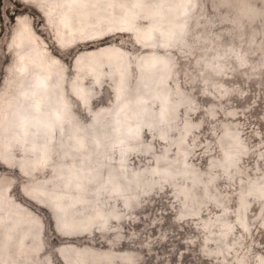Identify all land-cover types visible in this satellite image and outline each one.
<instances>
[{
  "label": "rangeland",
  "instance_id": "obj_1",
  "mask_svg": "<svg viewBox=\"0 0 264 264\" xmlns=\"http://www.w3.org/2000/svg\"><path fill=\"white\" fill-rule=\"evenodd\" d=\"M137 1L114 0V16L136 12ZM140 1L151 6L161 4L167 20H158V13L151 18L140 15L128 25L123 23L122 30L113 22L100 38L61 47L41 5L30 0H2L0 94L5 96L12 90L10 84L19 79L14 35L19 17H23L47 43L49 53L60 60L70 113L64 126L57 124L55 128L57 141L63 137L61 155L56 157L49 149L59 163L61 176L52 174L51 168L32 172L30 178L18 170L20 161L37 158L32 145L43 144L46 135L32 130L25 134L17 121L7 130L0 122V145L7 146L6 154L16 161L8 166L5 159L9 157L0 155V162L16 172L15 176L0 178V189L2 180L9 181L11 198L22 205L26 221L29 214L38 220L31 223L36 226L30 227L25 239L27 245L38 246L31 254L17 251L20 233L13 232L8 239L6 227L0 224V264H56L54 253L63 264H70L77 250L86 254L88 264H255L253 256H264L261 69L254 66L234 71L233 61L222 59L225 50L219 49L203 68L194 60L181 81L174 70L175 57L156 51L157 44L168 43L167 36L159 38L157 33L154 41L145 45L140 43L139 32L152 25L166 34L177 30L189 6L186 4V12L174 22L170 20L173 11L166 8L179 0ZM40 43L43 45L41 39ZM106 49L113 53L109 55ZM91 51L99 61L94 64L102 72L98 82L88 71L75 69L76 58L84 54L83 60L88 61ZM147 55L160 57L159 65L144 68L142 62ZM117 60L125 68L121 96H117ZM213 66L216 74L209 76L208 69ZM75 83L91 93L88 108L81 105ZM204 99L209 102L203 103ZM125 101L129 105L120 109ZM124 109H128L130 118L123 115ZM96 113L104 114L100 123L93 120ZM128 122L139 128L135 140L126 137ZM76 133L89 143L93 139L112 142L106 143L101 153L93 148L88 166L81 162L80 154L79 158L74 155L80 173L75 177L80 181L79 195L67 182L71 177L68 162L75 150V146H68ZM122 133L125 141L115 144L113 141H118ZM248 159L252 163L243 168L237 163ZM170 161L173 173L165 169ZM30 182L51 184L56 191L70 188L80 202L68 205L67 218L74 222L91 218L92 222L81 234L63 235L71 224L64 226L50 208L29 198L25 188Z\"/></svg>",
  "mask_w": 264,
  "mask_h": 264
},
{
  "label": "bare ground",
  "instance_id": "obj_2",
  "mask_svg": "<svg viewBox=\"0 0 264 264\" xmlns=\"http://www.w3.org/2000/svg\"><path fill=\"white\" fill-rule=\"evenodd\" d=\"M30 1L44 8L46 17L55 30V38L61 47L74 46L81 42L100 38L107 33V29L113 22L119 24L118 27L122 30L123 23L128 25L129 22L134 21V19H137L140 15L151 18L154 14L158 13L159 15H156L158 20L162 22L167 20V15H163V6L161 4L158 3L151 6L140 0L135 3L136 12H131L130 10L127 11L125 15L121 14L120 17L114 16V11L116 9L114 0ZM169 9L173 11V17H171L170 20L176 22L184 15L187 6L186 3H182L181 0H179L178 3L167 6L166 10ZM159 32L164 33V37L167 36L166 31L161 30L158 25L140 28V43L145 45L152 43ZM40 39L43 45H41ZM14 46L18 58L17 76L19 79L16 83L10 84L12 90L5 92V96L0 94V122L5 124L7 130H11L17 121L25 134L31 133L32 130L37 134H45L49 137V142H51L50 130L55 129L57 124L63 127L64 123L68 121L70 113V103L64 93V87L62 85L63 72H61V67L59 66L60 60L49 53L47 43L37 35L32 24L23 17H19V26L14 35ZM104 51L108 52L109 55L113 53L110 49ZM89 56H92L91 59L84 61V54H80L75 60V69L78 71H88L92 79L98 82L102 75V72L96 66L99 61L93 55L92 51L89 53ZM160 60L161 58L156 55H147L143 59L142 66L147 69L148 67L159 65ZM118 67L120 83L117 96H121L123 94L121 83L125 81V68H122L119 61ZM74 88L81 105L88 108L92 98L89 90L84 86H80L79 83H75ZM128 105L129 103L125 101L124 104H121L120 109ZM122 112L125 117H131L128 113V109H124ZM93 115V120L97 123H100L104 118V114L97 116L96 113ZM117 126L118 130H121L119 123ZM138 129V126L135 127L132 122H128L125 125L124 130H126V137L128 140L136 139L137 133L139 132ZM122 134L123 135L120 134L118 141H113L115 144L125 141V133ZM73 138L74 142L72 144L75 146L74 149L77 144L80 146L78 154L83 157L80 159L82 163H85V158L88 162L93 148L101 153L105 151L106 143H112L105 142L104 139H93L90 142L92 145H90L86 137L80 133L73 135ZM42 145L43 144L32 145V148L38 153L34 161H20L16 168L21 170L28 178L32 176V172H36L43 168H51L52 174L61 176L62 171L59 169V163L51 157L49 150L46 152ZM6 148L7 146L0 145V155H3L4 158L9 157L10 160L5 159L6 165L14 166L16 161L6 154ZM75 154H77L76 150L71 153L72 159L68 162L71 168L69 172L71 177L67 182L72 183L71 188H74L79 195L80 181H77L75 177H78L80 173L76 170L78 164L73 159ZM172 164L173 161H170L168 168H165L166 171L173 173ZM1 183L0 224L6 227L7 238L11 239L13 232H18L20 236L17 251L29 252L28 254L37 252L38 246L36 244L33 246L27 245L25 239L30 234V227L36 226L31 223L38 220L35 216L29 214L27 222L22 205L17 204L11 198V194L9 193L11 183L7 180H2ZM115 188L119 189V186L115 185ZM25 191L29 194L31 200L50 208L56 219H62L64 226L71 224L70 229L63 232L65 236H73L76 232H79V234L83 233L92 222L91 218H87L85 221H69L66 216L68 205H78L80 197L75 195V193L71 194V189L68 187L62 189V191H56L52 189L51 184L47 185L44 182H30L27 184ZM57 213H62V217H59ZM99 215L103 216V213H99ZM39 229L40 226L37 227L38 238L40 236ZM10 256H12V254H10ZM86 258L85 253L81 250H77L70 264H88Z\"/></svg>",
  "mask_w": 264,
  "mask_h": 264
},
{
  "label": "snow or ice",
  "instance_id": "obj_3",
  "mask_svg": "<svg viewBox=\"0 0 264 264\" xmlns=\"http://www.w3.org/2000/svg\"><path fill=\"white\" fill-rule=\"evenodd\" d=\"M189 6L186 18L179 24L177 30L167 33V44H157L156 51L160 55L175 57V73L183 81L186 69H191L193 62H200L203 68L219 49H224L223 58L233 61L238 68L259 66L264 76V0H181ZM2 4V0H0ZM201 8L204 12L201 13ZM243 10V11H241ZM15 20V18H13ZM2 21V16H0ZM164 33L158 37L163 38ZM3 30L0 29V37ZM215 66L208 69V75L214 76ZM207 99L203 103L207 104ZM51 142L44 137L42 147L51 150L56 157L61 155L63 137L57 141L59 133L52 129ZM70 149L73 144H69ZM79 145H76L79 158ZM241 168L251 164L252 159L237 161ZM85 166L87 160L85 158ZM264 166V163H262ZM75 167V165H74ZM16 172L0 162V178L15 176ZM226 178H222L224 180ZM264 243V242H262ZM56 264H63L58 254L54 253ZM255 264H264V256H253Z\"/></svg>",
  "mask_w": 264,
  "mask_h": 264
},
{
  "label": "water",
  "instance_id": "obj_4",
  "mask_svg": "<svg viewBox=\"0 0 264 264\" xmlns=\"http://www.w3.org/2000/svg\"><path fill=\"white\" fill-rule=\"evenodd\" d=\"M62 214V213H61Z\"/></svg>",
  "mask_w": 264,
  "mask_h": 264
}]
</instances>
